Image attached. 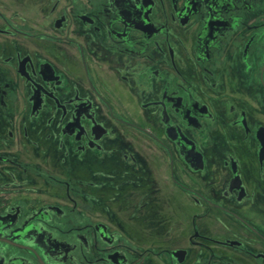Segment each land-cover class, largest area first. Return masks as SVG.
<instances>
[{"label": "flooded vegetation", "instance_id": "af4514ba", "mask_svg": "<svg viewBox=\"0 0 264 264\" xmlns=\"http://www.w3.org/2000/svg\"><path fill=\"white\" fill-rule=\"evenodd\" d=\"M0 264H264V0H0Z\"/></svg>", "mask_w": 264, "mask_h": 264}]
</instances>
